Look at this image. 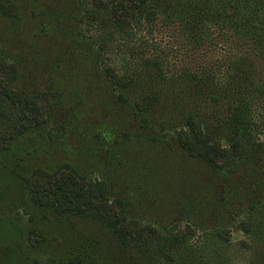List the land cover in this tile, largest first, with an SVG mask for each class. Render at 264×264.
Instances as JSON below:
<instances>
[{"label":"trees","instance_id":"16d2710c","mask_svg":"<svg viewBox=\"0 0 264 264\" xmlns=\"http://www.w3.org/2000/svg\"><path fill=\"white\" fill-rule=\"evenodd\" d=\"M87 1L0 0L16 14L0 12V45L37 57L28 65L36 73L24 77L28 91L33 80L44 88L37 98L80 88L101 100L98 88L109 95L110 87L148 134L140 143L130 136L124 157L110 150L94 163L105 175L96 191L75 165L37 170L30 181L15 164L31 150L0 148V264H233L218 229L233 209L253 264H264V131L251 110L264 100V0H92V9ZM86 19L104 46L117 38L129 48L156 22L176 31L188 77L165 79L159 59L132 57L119 81L112 66H97L103 47L82 35ZM9 99L0 93V105ZM173 120V137L152 135ZM24 129L28 138L37 128ZM82 186L90 195H79ZM184 220L191 226L182 229ZM194 226L211 228L198 247L189 242Z\"/></svg>","mask_w":264,"mask_h":264},{"label":"rangeland","instance_id":"374dc122","mask_svg":"<svg viewBox=\"0 0 264 264\" xmlns=\"http://www.w3.org/2000/svg\"><path fill=\"white\" fill-rule=\"evenodd\" d=\"M87 2L88 8L95 7L94 1ZM0 9L2 13L16 17L15 12L8 4L0 2ZM106 12L108 11L106 10ZM36 15L39 14L36 13ZM36 19H39V16ZM0 20H3L1 16ZM85 21L88 23L86 22L87 27L82 35L94 46L96 45L95 50L103 47L102 57L98 59L97 66L101 69L112 66L116 70L119 81H125L126 67L132 57L159 59L163 65L162 75L165 79H175L183 75L188 77L191 68L189 52L176 31L162 28L156 22L144 26L143 31L129 48L126 47L125 42L117 38L104 46L101 42L95 44L96 40L98 41L97 36L101 34L97 33L98 26L95 23L89 26L91 19ZM5 25L0 26V42L6 39V37L4 39L3 32ZM15 45L19 46L20 42L16 40ZM214 55L222 58L223 51L215 50ZM214 55L211 56L216 58ZM36 59L37 57L29 53V50L16 54L9 48L7 51L3 50L0 45V93L10 94L9 102L6 105L3 103L0 105L2 108L0 109V148H13L18 144H25L24 147L31 150L25 156H21L22 158H19L18 163L15 164L17 172L20 171L30 181L35 179L37 170H44L52 174L66 164L73 167L75 165L79 174L88 178L86 183L96 191L97 184L101 183L105 175L102 169L94 163L107 159L110 150L116 151L119 156L124 157L122 152L127 147L129 137L133 136L135 141L139 142L140 137H145L148 132L145 130L143 122H139L132 111L128 113V110L119 104L116 94L110 91V87L109 95H107L96 84L102 93L99 95L101 100L103 94L106 96L105 104L100 99L94 98L95 93H84L85 90L82 91L80 88H76L75 91L69 89L70 94L57 101L52 95L48 101L37 98L36 94L44 88L42 89L41 84L34 82L31 73L30 78L33 82L29 81L31 91H28L24 78L26 74L30 75L28 72H33L28 65ZM105 86L108 88L107 83ZM12 97L15 100L16 97L21 98L22 104H17L15 100L13 103ZM251 110L258 121H263L262 131H264V100L256 109ZM178 124L179 122H174V120L165 122L163 125L165 132L161 131L158 126L152 135L159 138L173 137L174 131L171 129L177 127ZM30 125H35L37 129L33 135L26 138L23 134L24 128ZM260 141L264 143V134L260 137ZM138 149L140 151V148ZM260 154L262 155V152ZM0 190H2V186H0ZM78 191L80 196H86L90 195L91 188L82 186ZM234 211L235 209L227 212L228 226L218 228L219 231L227 233L222 238L223 246L233 264H253L255 260L252 254V242L246 231L240 226L243 216L237 215L235 217L237 219L232 220ZM186 225L191 226L189 220H184L180 226L182 229H186ZM214 225L216 223H213ZM194 229L196 234L191 236L189 242L198 247L201 245V236L209 233L211 228L203 231V229L194 226ZM204 249L208 253V249Z\"/></svg>","mask_w":264,"mask_h":264}]
</instances>
